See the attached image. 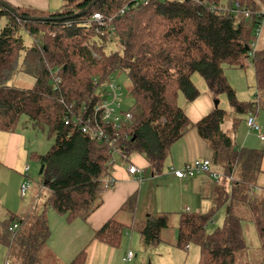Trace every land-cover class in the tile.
<instances>
[{"label": "trees", "instance_id": "16d2710c", "mask_svg": "<svg viewBox=\"0 0 264 264\" xmlns=\"http://www.w3.org/2000/svg\"><path fill=\"white\" fill-rule=\"evenodd\" d=\"M260 1L264 8V0ZM63 2L55 13L9 3L16 10L13 13L0 6V20H6L0 35V132H17L22 117L27 116L36 132L48 130L54 138L47 154H32L44 168L49 191L43 211L27 220L10 214L1 225L0 244L8 248L14 264H43L41 257L51 238L49 211L69 222H87L101 207L105 182L114 169L112 146L91 139L81 128L88 120L94 122L95 80L102 84L120 73L130 81L131 110L136 117L132 126L120 132L123 138L130 137L118 141L124 160L141 155L152 175L161 176L173 147L196 129L213 152L212 160H206L219 163L227 169L226 177L234 178L229 181L230 196L219 204L228 203L230 209L222 227L208 232L211 215L183 213L178 247L198 246L202 264H240L247 250L242 224L247 217L264 248V191L257 187L264 153L237 148L233 139L242 116H258L264 109V50L252 47L259 42L256 29L263 20L257 0ZM246 12L251 13L249 18ZM97 14L107 25L94 20ZM22 32L32 38L31 47H26ZM113 36L119 39L121 53L107 54ZM22 53L23 66L36 79L32 89L8 85ZM250 67L257 91L253 100L243 101L225 71ZM195 74L203 78L214 100L227 96L236 113L232 134L224 133L228 114L221 108L196 124L185 114L184 103H194L202 95L192 81ZM136 209L137 201L131 198L120 212L132 216V226L113 217L95 233L94 240L118 249L125 231L138 226ZM15 223L20 228L13 234L9 228ZM169 227L168 215L149 218L139 229L144 245H159ZM88 259L87 246L69 264H88Z\"/></svg>", "mask_w": 264, "mask_h": 264}, {"label": "rangeland", "instance_id": "374dc122", "mask_svg": "<svg viewBox=\"0 0 264 264\" xmlns=\"http://www.w3.org/2000/svg\"><path fill=\"white\" fill-rule=\"evenodd\" d=\"M19 2L24 5L31 2L38 9L43 6L41 10H46L51 13L60 11L64 5L63 0H38L36 4L34 0H19ZM5 25L6 20L1 19L0 35ZM21 35L23 36L26 47H31L34 44L32 38L29 37L27 33L22 32ZM119 44V39L113 36L107 46V54L110 52L121 53ZM259 48L260 50H264V26L257 45V49ZM23 57L24 55L22 53L19 58L18 68L8 81V85L19 89H32L35 86L36 79L28 74L26 66H23ZM225 73L230 79L229 83L235 89L237 95L239 94L240 88H244L243 90L250 99L256 94L255 73L252 67L246 70H231L230 68H226ZM111 79L115 80V82L123 87L125 97L122 108L123 110H130L134 104V100L130 95L131 85L128 76L125 73L114 74ZM192 81L199 90H207L206 83L199 74H195ZM209 96L212 99L213 96L211 94ZM238 97L240 98V94ZM213 99L212 102L214 103L215 109L221 108L228 114V119L223 126L224 133L232 134L233 121L236 118V113L230 107L227 96L223 94L218 97V100ZM261 101H263L262 106L264 107V98H262ZM216 103H218L217 107ZM259 114L258 124L260 127L264 128V113L260 111ZM31 125L30 119L27 116L22 117L18 130L24 137V144L19 153L20 158L18 166L15 169H7L2 167L0 163V230L3 228L1 225L7 223L10 214L27 220L41 213L49 197L47 185L45 186V178L40 174L42 165L39 161L32 158V154H47L54 144V138L49 136L48 130L46 132H36ZM174 158L175 152L167 159L163 175L161 176L156 175L152 178V172L149 170L147 179L143 183L145 186L142 188L140 194L141 213H139L135 220L138 226L125 231L122 243L118 249L114 250L101 243L93 244V241H95L94 238L90 239L84 245V247L88 246V264L91 262L93 251L94 249L96 250V245L107 249L102 251V257L100 253H98L97 262L102 258L99 264H109L111 260V251L115 253L114 262L112 264H125L123 259L130 251L135 255L134 261L131 264H202L201 250L198 246L191 245L185 250L178 247L180 216L186 213L189 208L191 211L189 213L212 216L213 223H210L208 232H213L215 229L221 228L227 214L228 203H226V207L223 205L219 206V204L223 201V195L226 199L230 196V188H228V185L225 183L227 181L226 179H224L222 183H218L207 177L208 183L204 190L207 195H204V186H199V190L202 192V194H199L193 183L194 180L186 179L183 185L177 184L175 181H170L168 177L169 168L171 166H179L180 164V162L173 160ZM209 158H213L212 154H210ZM114 161L115 163L113 166L120 165L121 167H128L130 160H124L121 155L116 154L114 156ZM27 166L30 167L28 177L31 181V189L27 196L23 198L20 189L26 179L24 170ZM213 168L227 175V169L219 165V163L213 164ZM205 177L206 176H204V178ZM44 188L45 190H43ZM110 189L111 188L107 189L105 187V191ZM213 189L216 191V194ZM204 196H206V198H204ZM144 214L145 216H143ZM163 215H168L170 219V227L164 232L163 241L157 246L146 247L139 233L140 224L146 221L148 216H150L149 218H158ZM47 218L51 230V238L47 242V248L42 254L41 262H43V264H51L53 258H57L64 262L66 259L65 252L68 251L67 249H72L73 252L79 250L86 241L85 222L81 220L69 222L65 217L53 211L47 213ZM246 219L247 217L242 224L247 242V250L245 254L240 256L238 262L240 264H264V248L262 247L259 234L256 227ZM126 223L132 226L131 221ZM11 233L14 234V232ZM76 238L81 239L79 244L73 242ZM9 253L10 251L8 248L0 244V264H14V258L12 256L9 257Z\"/></svg>", "mask_w": 264, "mask_h": 264}, {"label": "crops", "instance_id": "0c3cea01", "mask_svg": "<svg viewBox=\"0 0 264 264\" xmlns=\"http://www.w3.org/2000/svg\"><path fill=\"white\" fill-rule=\"evenodd\" d=\"M4 1L10 3L12 6H15V7H27V8L33 7L34 9H38L31 2H28L27 5H24V4H21L19 0H4ZM34 1H35V4L38 2V0H34ZM228 80L230 82L229 78ZM243 89L244 88L239 89V94H240L239 99L243 101L253 100L254 95L250 99ZM201 91H202V95L197 101H195L194 103H184V107H183L185 114L194 124L198 123L205 116H207L208 114H210L211 112L215 110L214 103L212 102L213 97L211 99V97L209 96L210 93L208 92V90L204 89ZM261 112L264 113V110H261ZM259 115L256 116L257 121H258ZM247 117L248 116H244V117L242 116L240 118L242 120V123L239 129L237 130V132L233 133V139L235 142V146L240 149L246 148L250 150L262 151L264 153V147L260 139V135H264V128L261 127L260 133L250 132L246 126ZM23 144H24V137L19 130H17V132L15 133L0 132V163L2 164V167L7 168V169H15L18 166L19 158H20L19 153H20V150ZM174 152H175V158L173 160L180 162V164L179 166H171L169 168L168 177L170 181L172 182L175 181V183L183 185V182H185L186 179L194 180L193 183L195 184L198 193L202 194V192L199 190V186L200 187L204 186L203 194L207 195L206 192H204L205 186L208 183V180L206 179L207 176L205 178L203 175H201L195 178L177 179L172 174V169L180 170L182 169V167L184 168L188 163H191L193 160H206V159L212 160L209 157H210V154H212L213 156V152L208 148L207 144L200 138L196 129H193L192 131H190L182 140H180L173 147L172 154ZM129 160H130L129 166L135 165L139 168H144L146 170L148 168L146 177H145V181H146L147 175L150 170L149 164L147 163V161L141 155H138V154H133ZM128 167H123V166L121 167L120 165L113 167L114 169H113V173L111 177L114 178L117 181V183L110 190L105 192L101 207L89 218L87 222L84 223L85 228H86V232H85L86 241L84 242L83 246H81L79 250H76L74 252L72 249H67L68 251L65 252L66 259L64 262L60 261L57 258H53L51 264H69L79 254V252L82 250L84 245L90 239L94 238L95 233L99 231L113 217H116L117 219H120L123 222L131 221V218H132L131 215H129L125 211L120 212L122 205L125 204L131 198H135L137 201V209H136V213L134 214L135 220L137 219L139 213H141L140 194H141L142 188L145 185L139 183L136 180L135 176L131 175L128 172ZM262 168H263V173L258 179L257 187H259L260 189L264 191V159H263ZM151 177L153 178L154 176L152 175ZM225 183L228 185V188H230L231 186L230 183H228L227 181ZM213 191L216 194V191L214 189ZM204 198H206V196H204ZM226 205L227 204H224L223 206L226 207ZM188 210L189 212H191L189 208L187 209V211ZM143 216H145V214ZM149 217L150 216H148V219ZM147 220L144 221L142 224L140 223L139 224L143 225L147 222ZM80 241H81L80 238L78 239L76 238L74 239L73 242H77L79 244ZM98 243H99L98 241H93V244H98ZM105 250H107L105 249V247H98V245H96V250L94 249L93 251L90 264L101 263L102 258H100L99 262H97L96 260L97 255L98 253H100V256L102 257L101 253L102 251H105ZM106 252H109V251H106ZM110 255H111V260L109 264H112L114 262V256H115L114 251H111Z\"/></svg>", "mask_w": 264, "mask_h": 264}, {"label": "built area", "instance_id": "2783aa9c", "mask_svg": "<svg viewBox=\"0 0 264 264\" xmlns=\"http://www.w3.org/2000/svg\"><path fill=\"white\" fill-rule=\"evenodd\" d=\"M150 0H147L148 3ZM192 2H197L198 0H191ZM258 5L261 8V11L259 13V16H263V20L261 23V26L256 29V37L260 38L263 24H264V8L262 6V2L260 0H257ZM204 6H207V2L202 3ZM215 10V9H214ZM251 16V13L246 12V17L249 18ZM94 20L99 23L101 26H105V20L103 16L101 15H95ZM257 42H254L252 47H257ZM251 65V63L249 64ZM59 82V79L56 80ZM94 85L98 88L97 89V103L95 105L94 109V122H90L88 120L87 126H82L81 131L88 135L91 139L102 141V142H110L112 146V153H113V161L114 164V156L121 155V146H118V141H128L129 135L126 134L123 138L122 134L120 133L123 128H129L133 125V123L136 121L135 113L132 112V110H123V100H124V93H123V87L115 82V80L110 79L109 81H105L102 84H99L97 80H95ZM85 112H88V109L86 107L83 108ZM82 119L79 120L81 122ZM68 124V123H67ZM246 126L250 132L253 133H260L261 127L258 124L257 118L254 114H250L247 117L246 120ZM112 131H111V130ZM111 131V132H110ZM113 134V135H111ZM261 142L264 147V135H260ZM25 181L23 182L20 193L23 198H25L31 189V181L29 176L30 167H26L25 170ZM128 172L131 175H134L136 180L143 184L145 181L147 170L144 168H139L135 165H130L128 167ZM172 174L177 179H186V178H195L197 176H207L210 179L222 182L224 179H226L228 182H233L234 178L226 177V175L214 170L213 164L211 161L208 160H194L191 163H188L184 168L180 170L172 169ZM117 181L110 177L105 182V186L107 189L112 188ZM45 190V188L43 189ZM253 191L255 192L256 189L252 190L251 193L253 194ZM189 213V210L187 211ZM213 223V222H212ZM20 228L19 224H14L10 228L11 232H16ZM135 255L130 251L126 254L123 261L125 264H131L134 261Z\"/></svg>", "mask_w": 264, "mask_h": 264}, {"label": "water", "instance_id": "95a60500", "mask_svg": "<svg viewBox=\"0 0 264 264\" xmlns=\"http://www.w3.org/2000/svg\"><path fill=\"white\" fill-rule=\"evenodd\" d=\"M0 6L3 7L4 9H6V10H9V11H11L13 13H16L15 8L11 7V5L9 3H7V2H5L3 0H0ZM217 106H218V103H216V107ZM43 170H44V168L41 169L40 174L43 173ZM229 212H230V209L228 208L227 209V213H229Z\"/></svg>", "mask_w": 264, "mask_h": 264}]
</instances>
